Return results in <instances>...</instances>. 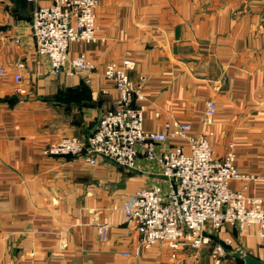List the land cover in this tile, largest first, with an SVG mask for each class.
Instances as JSON below:
<instances>
[{
  "label": "crops",
  "instance_id": "1",
  "mask_svg": "<svg viewBox=\"0 0 264 264\" xmlns=\"http://www.w3.org/2000/svg\"><path fill=\"white\" fill-rule=\"evenodd\" d=\"M53 1L0 0V69L7 72L0 73V264H246L244 253L264 261L256 226L228 227L200 250L158 242L139 257L124 255L139 233L125 222L123 205L138 188L166 190L162 166L144 154L134 169L44 152L64 136L87 139L119 100L105 65L129 56L132 80L146 77L136 103L145 106L144 127L161 130L169 116L199 130L215 102L216 154L233 143L237 166L250 176L231 187L264 200V0H98L97 40L69 50L95 68L72 75L53 71L30 27L34 10ZM226 237L231 247L214 258L215 242Z\"/></svg>",
  "mask_w": 264,
  "mask_h": 264
},
{
  "label": "built area",
  "instance_id": "2",
  "mask_svg": "<svg viewBox=\"0 0 264 264\" xmlns=\"http://www.w3.org/2000/svg\"><path fill=\"white\" fill-rule=\"evenodd\" d=\"M97 6L98 0H54L32 13L30 27L37 51L50 57L54 72H93L95 64L90 58L84 53L71 57L69 50L73 42L97 40ZM135 66L136 61L129 56L108 62L103 75L119 93V108L101 116L87 139L64 136L50 142L44 152L79 155L91 163L107 157L134 169L144 154L162 166L167 189L159 185L138 188L123 205L125 222L139 233L137 246L132 252H122L124 255L139 257L143 248L158 242L174 250H200L212 242L210 230L225 225L254 224L264 238V200L231 187L234 180L250 178L236 164L233 143L223 156L216 154V103L207 104L199 118V130L190 122L169 116L161 130H147L145 106L134 103L135 98L145 97V77L140 76L138 82L131 78ZM0 73L7 74L3 68ZM12 78L19 84L23 75L15 71ZM17 92L25 94L27 90L18 86ZM100 233L106 234V226ZM223 242L232 244L231 239ZM223 242L214 245V258L225 253Z\"/></svg>",
  "mask_w": 264,
  "mask_h": 264
},
{
  "label": "rangeland",
  "instance_id": "3",
  "mask_svg": "<svg viewBox=\"0 0 264 264\" xmlns=\"http://www.w3.org/2000/svg\"><path fill=\"white\" fill-rule=\"evenodd\" d=\"M98 6H99V1H98ZM97 6V7H98ZM97 7H96V25H97ZM31 22V21H30ZM97 27V26H96ZM98 28V27H97ZM98 38V37H97ZM145 77V76H144ZM146 82V77H145V81H144V83ZM143 83V84H144ZM143 94H144V96H145V93H144V90H143ZM145 98V97H144ZM141 100H143V99H141ZM141 100H139V99H137V98H135L134 99V103H137L138 101H141ZM119 106H120V104L119 103H117V105L114 107V108H110V109H108L107 111H110V110H116V109H118L119 108ZM106 111V112H107ZM99 122V121H98ZM229 145H230V143H229ZM229 145H228V148H229ZM234 145V144H233ZM235 151V150H234ZM60 156H79V155H60ZM100 158H105V157H100ZM100 158H98V160L100 159ZM105 159H109V160H111V161H113L112 159H110V158H105ZM98 162V161H97ZM114 163H116L115 161H113ZM95 164V163H94ZM117 164V163H116ZM119 165V164H118ZM119 166H121V165H119ZM122 167H124V166H122ZM125 168H127V167H125ZM255 197H257V196H255ZM249 226H256V228H257V234H258V236L260 237V235H259V227L257 226V225H254V224H251V225H247V226H245V227H242V226H240L239 224H235V225H225V226H223L222 228H219V229H211L210 231H211V234H212V236L211 237H213L214 239H217V238H219V236H220V234H221V232H223L224 230H226V229H228V227H230V228H234L235 230H237V231H239L240 233H243L245 230H246V228H248ZM229 230V229H228ZM231 231V230H230ZM261 238V237H260ZM225 239H231L230 237H226ZM261 239H263L264 240V238H261ZM224 240V239H223ZM232 240V239H231ZM218 242H223V241H218ZM217 243V242H216ZM215 243V244H216ZM209 244H212V243H209ZM208 244V245H209ZM226 247V246H225ZM226 252V251H225ZM224 255V254H223ZM222 256V255H221Z\"/></svg>",
  "mask_w": 264,
  "mask_h": 264
},
{
  "label": "water",
  "instance_id": "4",
  "mask_svg": "<svg viewBox=\"0 0 264 264\" xmlns=\"http://www.w3.org/2000/svg\"><path fill=\"white\" fill-rule=\"evenodd\" d=\"M226 247H231V245H227L225 242H223ZM242 258L244 259L246 264H264V261L259 259L258 257L250 254V253H244L242 254Z\"/></svg>",
  "mask_w": 264,
  "mask_h": 264
},
{
  "label": "trees",
  "instance_id": "5",
  "mask_svg": "<svg viewBox=\"0 0 264 264\" xmlns=\"http://www.w3.org/2000/svg\"><path fill=\"white\" fill-rule=\"evenodd\" d=\"M212 236V235H211ZM219 240H217V242H218ZM216 243V242H215Z\"/></svg>",
  "mask_w": 264,
  "mask_h": 264
}]
</instances>
